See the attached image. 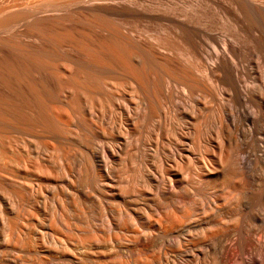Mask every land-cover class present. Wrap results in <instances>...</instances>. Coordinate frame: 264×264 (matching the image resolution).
<instances>
[{"label":"bare ground","instance_id":"1","mask_svg":"<svg viewBox=\"0 0 264 264\" xmlns=\"http://www.w3.org/2000/svg\"><path fill=\"white\" fill-rule=\"evenodd\" d=\"M0 6V264H264V0Z\"/></svg>","mask_w":264,"mask_h":264},{"label":"rangeland","instance_id":"2","mask_svg":"<svg viewBox=\"0 0 264 264\" xmlns=\"http://www.w3.org/2000/svg\"><path fill=\"white\" fill-rule=\"evenodd\" d=\"M18 1L19 2H21L20 0H0V6L1 5H5V4H10V3H18ZM23 1V0H22Z\"/></svg>","mask_w":264,"mask_h":264}]
</instances>
